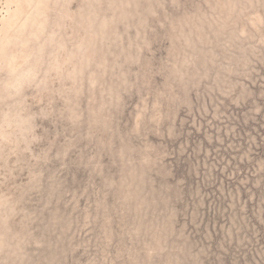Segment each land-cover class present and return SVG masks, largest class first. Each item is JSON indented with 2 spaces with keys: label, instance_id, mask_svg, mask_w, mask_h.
<instances>
[{
  "label": "clouds",
  "instance_id": "9594fccd",
  "mask_svg": "<svg viewBox=\"0 0 264 264\" xmlns=\"http://www.w3.org/2000/svg\"><path fill=\"white\" fill-rule=\"evenodd\" d=\"M0 264H264V0H0Z\"/></svg>",
  "mask_w": 264,
  "mask_h": 264
}]
</instances>
